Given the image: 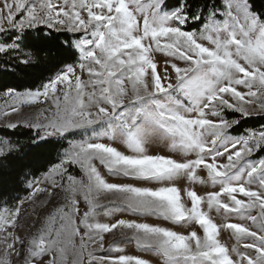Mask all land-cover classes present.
<instances>
[{
  "label": "snow or ice",
  "instance_id": "snow-or-ice-1",
  "mask_svg": "<svg viewBox=\"0 0 264 264\" xmlns=\"http://www.w3.org/2000/svg\"><path fill=\"white\" fill-rule=\"evenodd\" d=\"M39 26L72 39L32 37L27 30ZM6 32L14 35L0 40V53L23 43L57 62L76 58L34 92L5 94L50 104L23 125L43 133L34 146L79 139L68 140L32 185L29 200L51 195L45 183L66 193L40 227L22 235L21 207L0 211V264H14L13 255L21 264H152L148 255L160 264H264V157L254 159L264 152V124L233 134L242 119L264 117V13L251 0L203 7L193 0H0V35ZM157 144L165 151L152 152ZM15 150L0 138V158ZM97 165L138 183L110 182ZM196 184L218 190L198 194ZM102 208L199 231L124 218L102 223ZM213 211L250 223L218 225ZM221 229L231 230L234 245L221 242ZM114 230L147 255L123 254L117 241L106 248Z\"/></svg>",
  "mask_w": 264,
  "mask_h": 264
},
{
  "label": "trees",
  "instance_id": "trees-1",
  "mask_svg": "<svg viewBox=\"0 0 264 264\" xmlns=\"http://www.w3.org/2000/svg\"><path fill=\"white\" fill-rule=\"evenodd\" d=\"M175 2V0H170ZM210 3V0H193L194 5L201 7ZM253 9L264 13V0H251ZM196 25L199 21L195 22ZM32 37L47 36L49 40H69L72 34L58 32L39 26L27 30ZM14 34L6 32L0 35V40H5ZM27 59L30 62L23 64L20 61ZM76 61L74 56L62 57V63L57 62L46 53L37 54L35 49L26 47L23 43L19 51L0 53V92L12 88L15 90H34L40 87L49 78L62 70L63 64H72ZM231 118V117H229ZM264 124V117H250L242 119L233 134L246 129L258 128ZM0 137L8 138L15 144V151L11 155L0 158V207L13 206L15 202L28 193L26 186L30 178L45 172L47 168L56 163L61 151L67 147L65 140L51 137L49 142L41 141L39 146H34L38 140L36 132L26 127L8 129L0 127ZM264 155L260 152L257 157Z\"/></svg>",
  "mask_w": 264,
  "mask_h": 264
},
{
  "label": "rangeland",
  "instance_id": "rangeland-1",
  "mask_svg": "<svg viewBox=\"0 0 264 264\" xmlns=\"http://www.w3.org/2000/svg\"><path fill=\"white\" fill-rule=\"evenodd\" d=\"M5 28L8 27L7 24L4 25ZM159 59H163L162 56L158 57ZM78 61H75L73 64L77 63ZM55 76V75H54ZM53 76V77H54ZM82 78H86V74L82 76ZM12 88H8L2 92H0V127L2 128H8L7 125L10 123H18L20 125H24L25 121H31V122H36V117L38 116L39 112L41 109H49L50 104L49 103H44V102H29V101H19L17 99H14L12 95H6L5 93ZM15 90V89H13ZM34 90H15L16 92L20 93H25L27 91H35ZM15 106L17 107L18 111L17 112H11V108ZM26 127V126H23ZM28 128V127H26ZM10 129V128H8ZM12 130V129H11ZM36 132L35 129H32ZM43 136V133L40 134V137ZM38 137V139H40ZM3 138V137H0ZM51 138V137H50ZM56 138V137H54ZM60 139V138H59ZM72 139H79V137H68L67 140H65L68 143V140ZM107 142V141H105ZM13 145L15 146L14 142ZM64 150V149H63ZM61 151V153L63 152ZM121 150H124L121 148ZM152 152H160V151H165L163 148V145L157 144L154 145L151 149ZM60 153V154H61ZM261 157H264L261 156ZM260 157H254V159H259ZM58 162V160H57ZM221 163L226 162V158H221ZM100 167L99 165H97ZM100 170L103 174L106 175V178L109 179L110 182H116V183H138L137 181L130 180V179H124L121 177H109L107 176L105 170L100 167ZM71 173L75 175L78 179L82 177V173L79 171L77 168H72L70 169ZM44 173V172H43ZM43 173L40 175L30 178L26 186L28 188V193L21 198H19L13 206L10 207H15V206H20L21 207V218L18 224V231L22 234L27 236L30 232H34L36 228L40 227V224L43 220V218L55 207L60 206L65 202V197L66 193L63 188H56L53 189L51 186L47 183L42 184L40 186L49 188L51 195H49L47 192L45 193H37L34 197H32L31 200L28 199L29 196H31L32 192L35 190L32 185L35 184L36 181L42 180ZM186 183V182H185ZM195 190L197 191L198 194H205L208 191H216L218 190V187H212L210 185H200L196 184L194 185ZM238 198L241 199H246L242 195L238 194ZM79 199V197H78ZM23 200L24 203L22 205L19 204V202ZM101 200L104 203H107L109 200H114L113 197L110 196H102ZM4 207H9V206H1L0 211L3 210ZM86 210V206L84 205L82 199L80 203V211L81 213ZM258 210H254L253 214H256ZM212 218L214 219V222H216L218 225L226 223L228 221L234 222V223H250L241 220L238 217H228L225 218L222 215H218L213 211L211 213ZM124 218V219H134L139 222H148L151 224H158V223H164L167 224L169 227H173L174 230L180 233H187L192 230H197L199 231L198 227L196 225H185L183 227L181 226H173L171 224H168L167 222L161 220L159 217H144V216H135L132 215L128 212L120 211V210H111V209H99L98 210V215H97V221L98 222H106V223H113L115 220ZM115 235L112 234H105V247L107 248L109 244H111L113 241H117L116 244H114V247H120L124 249L123 254H130V255H147L145 253H142L136 246L134 241L131 243H125L122 242V237L121 233L119 230H114ZM4 234L0 233V241H3ZM219 239L221 242L229 247L234 245L236 243L234 237L231 234V230H225L221 229L219 233ZM3 252V244L0 243V253ZM148 258L152 260V264H160V261L158 260L155 255H148ZM14 264H21V261L13 255L12 257Z\"/></svg>",
  "mask_w": 264,
  "mask_h": 264
}]
</instances>
